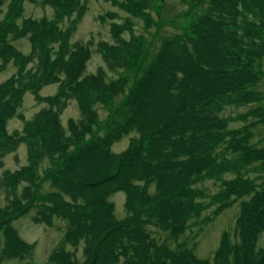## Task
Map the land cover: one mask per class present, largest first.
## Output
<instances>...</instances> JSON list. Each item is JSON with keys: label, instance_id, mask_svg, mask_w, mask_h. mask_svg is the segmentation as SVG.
<instances>
[{"label": "trees", "instance_id": "trees-1", "mask_svg": "<svg viewBox=\"0 0 264 264\" xmlns=\"http://www.w3.org/2000/svg\"><path fill=\"white\" fill-rule=\"evenodd\" d=\"M43 1L63 12L79 5V0ZM205 1L209 7L190 33L164 41L130 84L124 75L108 79L107 71L134 69L144 60L142 42L123 34L132 31L129 17L149 22L150 0H115L128 17L111 21L113 41H100L93 50L70 44L68 29L47 18L15 22L21 0H10L0 21V72L9 63L16 67L0 83V191L5 200L0 207V264L31 253L33 245L21 239L12 222L32 208L35 223L50 226L58 218L66 224L48 264H264V244L258 243L264 234V146L252 142V128L264 121V97L258 89L264 0ZM248 1L258 4L257 21L245 16ZM19 38H27L29 53L14 47L12 41ZM92 52L100 54L104 66L87 73ZM52 83H58L57 92L42 96L40 89ZM26 92L38 104L46 103L30 120L17 112ZM117 95L121 117L86 141L97 122L98 105L112 104ZM71 100L79 117L63 126L60 114ZM231 105H253L239 115L241 126L231 127L223 114ZM15 116L23 126L9 132L7 122ZM126 136L127 147L113 152L112 145ZM21 145L27 163L14 171L4 169L3 158ZM44 159L52 162L46 173L52 190L37 204V168ZM206 180L217 190L206 193L199 186ZM117 192L125 195L122 218L116 217L110 200ZM234 203L239 206L234 238L222 233L211 259L198 258L182 243L175 248L157 243L149 229L177 241L207 207L217 216Z\"/></svg>", "mask_w": 264, "mask_h": 264}, {"label": "rangeland", "instance_id": "rangeland-1", "mask_svg": "<svg viewBox=\"0 0 264 264\" xmlns=\"http://www.w3.org/2000/svg\"><path fill=\"white\" fill-rule=\"evenodd\" d=\"M114 1L79 0V5H75L70 12H63L62 9L56 8L43 0H21V11L15 17V22L21 24L25 18L36 20L47 18L61 29H68L70 44H76L77 42L87 44L93 50L100 41H113L109 31L111 21L123 22L128 17V13L122 10ZM248 2L250 7L245 12V16L249 22L257 21L261 15L258 4L255 1ZM9 6L10 0H2L0 3V21L7 15ZM80 6H82V10H79ZM208 7L209 2L205 0L202 3H195L192 0H150L147 8L149 22L146 23L138 17H129L132 31L130 33L125 31L123 34L126 39L134 37L142 42L144 60L137 68L110 73L111 75L109 76L115 78L124 75L129 79L130 84L134 83L141 75L143 68L147 67L153 60L161 44L169 39L183 38L187 33H190L193 22ZM106 13L108 17L105 16ZM108 13H114V16L111 18ZM12 44L24 54L30 51V43L27 38L16 39L12 41ZM100 65L104 66L100 54L93 52L86 63L85 71L87 73L95 72ZM32 66L33 63H30L27 67ZM260 69L262 76L258 82V89L264 97V56L260 60ZM15 71L16 67L9 63L8 67L0 72V83L8 79ZM56 89V84H49L44 86L40 93L42 95H51L55 93ZM120 97L121 95H117L112 104L98 105V119L93 127V133L87 136L86 141H91L94 137L102 135L114 118L121 117L122 113L116 109V106L121 102ZM261 104L264 106V100ZM42 106V104H38L34 100L32 93L26 92L23 96L22 105L17 109V112L22 114L26 120H30ZM252 107L253 105L241 107L231 105L225 107L223 114L230 118L231 127H238L244 124L239 119V115L249 111ZM78 117L77 103L71 100L61 114V122L66 126L69 118L76 119ZM256 117V115L254 117L250 116L249 120L252 121ZM22 126V121L16 116L7 122L9 132L21 130ZM252 134L254 135L252 142L257 146H264V121L257 123L252 128ZM128 141L129 138L127 136L123 137L112 145V151L115 153L123 151L127 147ZM14 153H16V157ZM14 153H9L3 158L4 169L14 171L27 163L24 145L19 146ZM51 165L52 162L50 160L44 159L37 168V204L40 203L39 197L52 190L46 175ZM199 186L205 188L206 193H212L217 190L211 180L199 183ZM124 198L123 192H117L110 196L117 218H122L126 214L123 206ZM207 200L208 198H205V201ZM4 204V194L0 191V207ZM238 209V204L234 203L219 215L211 216L212 207H207L200 217H194L190 220L186 231L178 237L177 241L171 238L167 232H161L153 227H149V229L157 243L167 244L170 248H175L178 243H182L184 247L190 248L198 258L211 259L222 233L227 232L232 239L234 238V225ZM35 212L36 208H32L29 213L12 222V226L17 230L21 239L33 245L31 253L26 255L23 260L16 258L6 260L2 264H22L24 262L48 264V256L61 244L66 227L65 222L55 218L50 226L44 223H35L33 221ZM258 243L259 245L264 244V234L261 235ZM77 256L81 258L80 248L77 251Z\"/></svg>", "mask_w": 264, "mask_h": 264}, {"label": "bare ground", "instance_id": "bare-ground-1", "mask_svg": "<svg viewBox=\"0 0 264 264\" xmlns=\"http://www.w3.org/2000/svg\"><path fill=\"white\" fill-rule=\"evenodd\" d=\"M77 43H78V42H77ZM77 43H76V44H77ZM80 44H81V43H80ZM90 49H91V48H90ZM92 53H93V52H92ZM91 55H92V54H91ZM107 72H108V79H115V78H117V77H115V78H114V77H110L109 75H111L112 73L109 72V71H107ZM110 73H111V74H110ZM52 84H56V85H57V89H58V83H52ZM47 85H49V84H47ZM44 86H46V85H44ZM44 86H43V87H44ZM43 87H42V88H43ZM42 88H41V89H42ZM41 89H40V92H41ZM57 89H56L55 93L57 92ZM55 93H53V94H51V95H42L41 93H40V94H41L42 96H53ZM40 104L43 105L42 107H46V103L43 102V103H40ZM65 108H66V107H65ZM65 108H64V109H65ZM62 112H63V111H62ZM62 112H61V114H62ZM61 114H60V121H61ZM61 124H62V122H61ZM62 125H63V124H62ZM63 126H64V125H63Z\"/></svg>", "mask_w": 264, "mask_h": 264}]
</instances>
